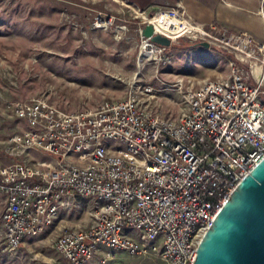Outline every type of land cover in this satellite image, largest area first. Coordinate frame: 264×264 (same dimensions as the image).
Segmentation results:
<instances>
[{"label": "built area", "instance_id": "obj_1", "mask_svg": "<svg viewBox=\"0 0 264 264\" xmlns=\"http://www.w3.org/2000/svg\"><path fill=\"white\" fill-rule=\"evenodd\" d=\"M204 31L202 40L232 55L228 74L190 90L176 119L156 116L131 91L79 112L45 94L7 102L26 126L8 135L12 160L0 165L7 248L91 199L93 222L54 240L65 264H86L101 247L194 264L217 211L264 157V36Z\"/></svg>", "mask_w": 264, "mask_h": 264}, {"label": "rangeland", "instance_id": "obj_2", "mask_svg": "<svg viewBox=\"0 0 264 264\" xmlns=\"http://www.w3.org/2000/svg\"><path fill=\"white\" fill-rule=\"evenodd\" d=\"M200 1L214 12L215 1L231 5L227 0H0V165L12 160L8 135L26 129L7 106L12 100L45 94L56 106L79 112L131 91L156 116L176 119L190 90L204 79L228 74L226 54L212 44L202 46L197 25L211 32L245 29L215 16L192 19V6ZM254 1L262 16L264 0ZM146 22L169 36L170 43L146 39ZM186 24L195 28L185 29ZM253 30L261 40L263 21ZM76 203L14 249L5 246L0 219V264H65L53 247L56 236L64 228H85L93 222L94 201ZM3 207L0 193V215ZM86 264L167 263L159 254L137 256L101 247Z\"/></svg>", "mask_w": 264, "mask_h": 264}, {"label": "water", "instance_id": "obj_3", "mask_svg": "<svg viewBox=\"0 0 264 264\" xmlns=\"http://www.w3.org/2000/svg\"><path fill=\"white\" fill-rule=\"evenodd\" d=\"M142 33L168 45L170 39L145 23ZM208 47L206 41L199 42ZM194 264H264V157L236 184L201 236Z\"/></svg>", "mask_w": 264, "mask_h": 264}, {"label": "crops", "instance_id": "obj_4", "mask_svg": "<svg viewBox=\"0 0 264 264\" xmlns=\"http://www.w3.org/2000/svg\"><path fill=\"white\" fill-rule=\"evenodd\" d=\"M231 3V5L227 4V6H224L223 4L220 5L219 1H215V12L212 11V8L210 5L206 4V2L200 1L198 6H192L193 9L192 12H190V16L192 19L198 20V21H204L207 19H211L212 17L217 18H224L228 20L229 22L237 25L238 27L245 28L252 32V34L258 36L255 31L253 30L254 26L261 25V21L264 23V18L258 14V3H256L254 0H227ZM230 6V7H228ZM238 7L246 8L241 9ZM191 10V7H189V11ZM229 14H225V11ZM249 10V11H248ZM245 29H238V30H245ZM246 30V31H247ZM248 31V32H249ZM262 38V37H261Z\"/></svg>", "mask_w": 264, "mask_h": 264}, {"label": "bare ground", "instance_id": "obj_5", "mask_svg": "<svg viewBox=\"0 0 264 264\" xmlns=\"http://www.w3.org/2000/svg\"><path fill=\"white\" fill-rule=\"evenodd\" d=\"M261 13L263 14L262 16H263V18H264V9H263V7H262V11H261ZM146 23H149V22H146ZM178 23V22H177ZM149 24H151V23H149ZM152 25V27H153V29H154V31L155 32H157V33H159L158 32V28H157V26L156 25H153V24H151ZM174 27H177L176 26V24H174L173 25ZM198 27H192V26H189V25H185V29H193V28H195L194 30L196 31V34H198V35H203V34H205V31H204V29L201 27V26H199V25H197ZM160 34H162V35H164L163 33H160ZM164 36H167V35H164ZM169 39H171L169 36H167ZM148 46H150V45H148ZM148 46L146 47V48H148ZM151 46H153V45H151ZM152 51H153V49H152ZM149 53V52H148Z\"/></svg>", "mask_w": 264, "mask_h": 264}, {"label": "trees", "instance_id": "obj_6", "mask_svg": "<svg viewBox=\"0 0 264 264\" xmlns=\"http://www.w3.org/2000/svg\"><path fill=\"white\" fill-rule=\"evenodd\" d=\"M222 52H223L224 54H226V56H228V57L232 56L231 54H228V53H226V52L223 51V50H222Z\"/></svg>", "mask_w": 264, "mask_h": 264}]
</instances>
